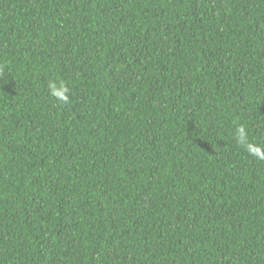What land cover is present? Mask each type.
<instances>
[{
	"label": "trees",
	"instance_id": "trees-1",
	"mask_svg": "<svg viewBox=\"0 0 264 264\" xmlns=\"http://www.w3.org/2000/svg\"><path fill=\"white\" fill-rule=\"evenodd\" d=\"M238 124L264 145V0H0V264H264Z\"/></svg>",
	"mask_w": 264,
	"mask_h": 264
},
{
	"label": "clouds",
	"instance_id": "clouds-1",
	"mask_svg": "<svg viewBox=\"0 0 264 264\" xmlns=\"http://www.w3.org/2000/svg\"><path fill=\"white\" fill-rule=\"evenodd\" d=\"M49 94L57 101L68 103L70 99V89L62 80L50 79L47 83ZM236 143L242 147L249 155L258 160H264V145L252 143L249 140L247 129L244 125L238 124L233 132Z\"/></svg>",
	"mask_w": 264,
	"mask_h": 264
}]
</instances>
